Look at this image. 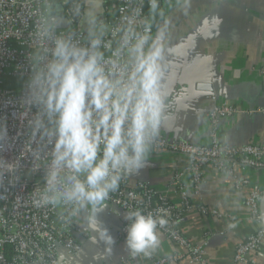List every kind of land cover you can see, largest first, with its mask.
I'll list each match as a JSON object with an SVG mask.
<instances>
[{
  "label": "built area",
  "instance_id": "obj_1",
  "mask_svg": "<svg viewBox=\"0 0 264 264\" xmlns=\"http://www.w3.org/2000/svg\"><path fill=\"white\" fill-rule=\"evenodd\" d=\"M173 1L157 0V5L168 6ZM104 4L103 22L107 25L104 40L111 41V48L102 50L106 58H111L127 25L125 18H134V28L143 31L144 22L153 13L151 0H104ZM76 5H80L79 0H0V264H60L59 248L69 256L76 253L73 238L77 232L76 205L63 201L57 205L36 202L46 186L52 145L46 139L41 140L39 134L33 137L29 122L34 120L38 109L28 102L36 32L42 18L49 16L66 23L57 26V35L73 34V41L81 45H87L90 39L79 29L82 9L81 15H76ZM121 58H126V53ZM259 72L264 77V65ZM211 100L214 102L215 97ZM234 113L230 103L213 105L208 116L211 128L208 145L169 140L160 135L153 140L149 149L152 155L168 153L187 161L170 184L176 201L168 192H160L149 183L131 182L126 176L110 192L105 207L107 215L119 222L117 239L127 235L129 212L139 209L145 215L152 213L164 218L167 222L162 227L158 225V234L183 250L160 257L149 250V264H208L207 240L192 244L179 228L183 214L192 208L190 197L199 194L208 167L233 179L248 222L254 226V231L235 248L230 264L259 263L264 248V187L237 175L247 170L264 172V146L233 147L220 141L218 125ZM184 177L188 184L181 181ZM198 210L202 216L223 218L208 207L201 206ZM235 227L233 220L229 230ZM119 264L128 262L122 260Z\"/></svg>",
  "mask_w": 264,
  "mask_h": 264
},
{
  "label": "crops",
  "instance_id": "obj_2",
  "mask_svg": "<svg viewBox=\"0 0 264 264\" xmlns=\"http://www.w3.org/2000/svg\"><path fill=\"white\" fill-rule=\"evenodd\" d=\"M79 3L82 9L79 29L88 34L83 18L88 5L86 0ZM104 5L102 0L98 13L102 22ZM163 9L164 14L152 31L155 37L158 29H162L166 45L163 83L168 92V118L161 124L158 135L208 145L211 138L208 116L213 105L230 103L235 113L219 123L220 141L233 147L264 146V77L259 72L264 65V0H174ZM211 97H215L214 102ZM186 164L181 156L149 152L146 166L126 177L131 182L149 183L160 192H168L176 201L170 184ZM237 176L264 187L262 171L247 170ZM181 181L188 184L186 177ZM233 182L206 168L199 194L190 197L192 208L180 220L179 228L192 244L207 240L208 264H230L235 248L254 231ZM201 206L216 210L223 218L202 216L198 210ZM89 212L90 206L76 212L77 232L73 234L76 253L69 256L59 248L60 264H119L122 260L128 264H149L144 253L132 255L127 235L117 239L119 222L107 215L106 207L96 215L99 227L106 229L112 238L111 244L100 238L98 230L89 227L86 218ZM233 220L236 227L229 230ZM158 235L160 243L152 250L153 256L183 252ZM263 256L264 248L258 264H264Z\"/></svg>",
  "mask_w": 264,
  "mask_h": 264
},
{
  "label": "clouds",
  "instance_id": "obj_3",
  "mask_svg": "<svg viewBox=\"0 0 264 264\" xmlns=\"http://www.w3.org/2000/svg\"><path fill=\"white\" fill-rule=\"evenodd\" d=\"M86 3L87 45L74 42L73 34L57 35L59 21L49 16L42 18L36 32L28 102L38 111L29 123L33 137L39 134L52 145L46 186L36 202H70L77 212L90 206L89 227L111 244L96 214L122 178L146 166L150 146L168 118L165 32L158 29L153 37L149 21L137 31L134 18L126 17L117 48L106 58L102 47L111 48V41L104 40L107 25L98 19L102 0ZM150 8L157 12V0H151ZM75 14L81 15L80 5ZM127 219L132 255H148L160 243L158 225L167 221L139 209Z\"/></svg>",
  "mask_w": 264,
  "mask_h": 264
},
{
  "label": "trees",
  "instance_id": "obj_4",
  "mask_svg": "<svg viewBox=\"0 0 264 264\" xmlns=\"http://www.w3.org/2000/svg\"><path fill=\"white\" fill-rule=\"evenodd\" d=\"M164 7H166L165 5H161V7L159 6V8H157V12L152 14V17L149 18V22L151 23V27H152V31L154 29V27L158 24L160 17H162L161 15H159V12H163L164 14Z\"/></svg>",
  "mask_w": 264,
  "mask_h": 264
},
{
  "label": "water",
  "instance_id": "obj_5",
  "mask_svg": "<svg viewBox=\"0 0 264 264\" xmlns=\"http://www.w3.org/2000/svg\"><path fill=\"white\" fill-rule=\"evenodd\" d=\"M58 11H61L60 7L56 8ZM101 19V18H100ZM263 215H264V191H263Z\"/></svg>",
  "mask_w": 264,
  "mask_h": 264
},
{
  "label": "rangeland",
  "instance_id": "obj_6",
  "mask_svg": "<svg viewBox=\"0 0 264 264\" xmlns=\"http://www.w3.org/2000/svg\"><path fill=\"white\" fill-rule=\"evenodd\" d=\"M58 26H65L64 21H59Z\"/></svg>",
  "mask_w": 264,
  "mask_h": 264
}]
</instances>
